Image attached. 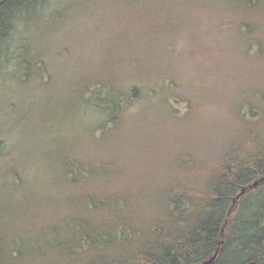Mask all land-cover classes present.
<instances>
[{
    "label": "trees",
    "instance_id": "obj_1",
    "mask_svg": "<svg viewBox=\"0 0 264 264\" xmlns=\"http://www.w3.org/2000/svg\"><path fill=\"white\" fill-rule=\"evenodd\" d=\"M45 1L0 0L1 62L10 55L18 23L41 13ZM237 1L243 11L222 2L231 16L216 17L211 60L230 73H236L233 62L241 71L247 62L259 96L247 92L229 110V124L212 128L210 105L187 82L211 62L183 65L182 50L170 44L186 14L179 8L152 16L139 10L136 23L118 31L119 37L130 35L137 52L81 78L85 100L105 119L99 140L106 142L107 130H127L105 145L109 159L89 157L97 171L88 157L86 163L66 158L67 179L77 190L70 199L27 187L16 168L0 170V264H201L219 249L214 264H264V90L256 86L264 81V0ZM153 16L166 18L164 24ZM37 65L49 83L43 61ZM129 123L144 125L129 136ZM102 172L107 180L100 188L92 182ZM187 174L198 180L182 181ZM77 177L94 185L81 187ZM54 212L62 215L54 218Z\"/></svg>",
    "mask_w": 264,
    "mask_h": 264
},
{
    "label": "rangeland",
    "instance_id": "obj_2",
    "mask_svg": "<svg viewBox=\"0 0 264 264\" xmlns=\"http://www.w3.org/2000/svg\"><path fill=\"white\" fill-rule=\"evenodd\" d=\"M222 2L234 12L240 9L237 0H46L41 13H29L25 24L22 20L18 23L8 47L10 55L0 61L3 64L0 67V142L5 145L0 147V170L16 168L27 179V187L42 194L44 191L49 196L65 195L70 199L77 190L67 179L66 158L86 163L87 157L94 162L89 157L105 154L109 159L112 152L106 151L105 145H114L115 138L120 139L127 129L119 126L107 130L106 142L99 140L105 119L85 100L87 93L84 96L81 78L98 73L103 62L130 55L133 50L137 52V47L129 46L130 35L119 37L118 31L136 23L140 17L138 11L145 8L151 16L162 11L168 13L174 8L186 14L185 18L176 19L180 20L181 30L170 44H174L173 49L178 45L180 48H176L182 50L179 54L181 62L185 61L183 65L206 66L209 62L211 65L209 70L197 68L193 73L195 80L181 79L187 80L192 92L210 105L212 128L227 126L229 110L244 102L242 98L247 92L258 94L251 84L252 73L247 72L252 66L250 68L247 62L242 71L239 62H233L230 70L236 73H230L229 66L219 70L218 59L211 60V40L219 33L214 26L217 18L221 14V18L231 16L225 13ZM153 19L164 24L166 18L153 16ZM184 26L187 29L182 35ZM203 30L206 32H201ZM24 47L28 51L25 52ZM17 53L31 63L21 64ZM38 61H43L49 83L37 74L41 72ZM179 77H183V72ZM256 86L258 91L264 90V81ZM173 103L176 108L186 110L184 102L174 100ZM142 125L129 123V136ZM92 165L97 166L93 168L95 171L100 169L97 161ZM129 165L128 158L123 166ZM93 179L92 183L100 188L107 180L103 172L101 179L96 176ZM77 180L81 187L94 185L84 184L78 177ZM181 180L198 179L187 174ZM59 215L62 213H53L54 218Z\"/></svg>",
    "mask_w": 264,
    "mask_h": 264
},
{
    "label": "water",
    "instance_id": "obj_3",
    "mask_svg": "<svg viewBox=\"0 0 264 264\" xmlns=\"http://www.w3.org/2000/svg\"><path fill=\"white\" fill-rule=\"evenodd\" d=\"M259 185V182L253 184L250 189H255L256 187H258ZM245 193H247V191H243L241 196H243ZM221 250H217L216 253L210 258V259H207L205 262L201 263V264H214L216 262V260L218 259L219 257V254H220ZM243 264H258L257 262L255 261H251V262H246V263H243Z\"/></svg>",
    "mask_w": 264,
    "mask_h": 264
},
{
    "label": "bare ground",
    "instance_id": "obj_4",
    "mask_svg": "<svg viewBox=\"0 0 264 264\" xmlns=\"http://www.w3.org/2000/svg\"><path fill=\"white\" fill-rule=\"evenodd\" d=\"M235 204V203H234ZM236 205V204H235ZM233 210H234V207L231 209V211L229 212V215H231L232 213H233ZM206 261V260H205ZM205 261H203V262H205ZM202 262V263H203Z\"/></svg>",
    "mask_w": 264,
    "mask_h": 264
}]
</instances>
